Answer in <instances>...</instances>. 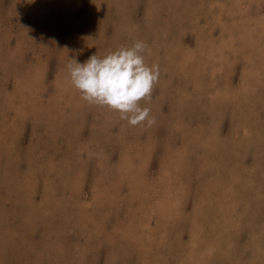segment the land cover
<instances>
[{
  "label": "rangeland",
  "instance_id": "1",
  "mask_svg": "<svg viewBox=\"0 0 264 264\" xmlns=\"http://www.w3.org/2000/svg\"><path fill=\"white\" fill-rule=\"evenodd\" d=\"M137 40L151 126L66 69ZM0 264H264V0H0Z\"/></svg>",
  "mask_w": 264,
  "mask_h": 264
},
{
  "label": "clouds",
  "instance_id": "2",
  "mask_svg": "<svg viewBox=\"0 0 264 264\" xmlns=\"http://www.w3.org/2000/svg\"><path fill=\"white\" fill-rule=\"evenodd\" d=\"M146 50V43L137 40L103 57L93 54L83 63L70 60L66 65L70 82L89 104L118 112L131 126H151L150 109L139 101L150 98L160 70L145 62Z\"/></svg>",
  "mask_w": 264,
  "mask_h": 264
}]
</instances>
